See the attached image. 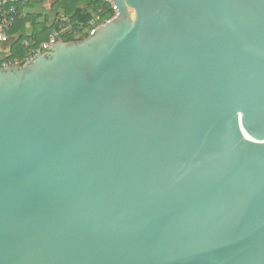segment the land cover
I'll list each match as a JSON object with an SVG mask.
<instances>
[{"label": "water", "instance_id": "95a60500", "mask_svg": "<svg viewBox=\"0 0 264 264\" xmlns=\"http://www.w3.org/2000/svg\"><path fill=\"white\" fill-rule=\"evenodd\" d=\"M111 4L0 67V264H264V0Z\"/></svg>", "mask_w": 264, "mask_h": 264}, {"label": "trees", "instance_id": "16d2710c", "mask_svg": "<svg viewBox=\"0 0 264 264\" xmlns=\"http://www.w3.org/2000/svg\"><path fill=\"white\" fill-rule=\"evenodd\" d=\"M43 4V1H29L25 3L24 7L17 5L18 17L8 31L7 36L10 37L17 34L19 36L11 43L8 57L5 59L0 58V67L10 61H17L18 65L23 64L26 51L22 46V41L25 39L34 42L32 46L34 49H40L42 43L48 42L50 33L53 30H57L60 25H69L73 30H76L77 34H84L83 32L85 31H78L80 25L86 28L95 16H98V24H100L115 15L111 5L105 3L103 0H56L50 6V10L55 15L53 16L51 24H49L47 18H43L42 22H39L41 16L28 11L40 7ZM59 16H62L65 21L61 22V19L58 20ZM27 25L30 28H27ZM85 36H88L87 32L84 34ZM80 40L83 39L76 37L74 33H64L62 35V41L64 42ZM1 54L2 52H0V56Z\"/></svg>", "mask_w": 264, "mask_h": 264}, {"label": "built area", "instance_id": "2783aa9c", "mask_svg": "<svg viewBox=\"0 0 264 264\" xmlns=\"http://www.w3.org/2000/svg\"><path fill=\"white\" fill-rule=\"evenodd\" d=\"M29 1L48 2L49 0H0V43H6L8 41L7 33L12 27L13 23L15 22V19L18 17L17 5H22V7H24L25 3ZM103 1L111 5L112 9L114 10L111 4V0H103ZM64 21L65 20L63 19L61 20V22ZM98 21H99L98 17L96 19H93L91 22L88 23L86 28L80 25L78 27V31H85L87 32L88 36L92 35L95 32L96 28L99 27V25L97 26ZM75 31L76 30H73V28L69 25L67 26L60 25L57 30H53L50 33L48 42L42 47H40V49H32L31 47L33 46L34 42H32L31 40L23 41L22 46L26 49V55H25L26 60L23 62V64L31 60L37 53L44 50L49 45L62 41V35L64 33L71 34L74 33ZM12 65H18V64H15L14 62L10 61L9 63L3 64L2 66H12Z\"/></svg>", "mask_w": 264, "mask_h": 264}, {"label": "crops", "instance_id": "0c3cea01", "mask_svg": "<svg viewBox=\"0 0 264 264\" xmlns=\"http://www.w3.org/2000/svg\"><path fill=\"white\" fill-rule=\"evenodd\" d=\"M54 3V2H53ZM53 3H48V2H45L42 6L40 7H36L32 10H28L30 11V13H35V14H38L41 16V18L39 19V22H42L43 18H47L48 20V23L51 24L52 20H53V16L55 15L51 10H50V6L53 4ZM63 19V18H62ZM61 19V20H62ZM55 20V19H54ZM64 20V19H63ZM27 28H30L29 25L26 26ZM19 36V34L17 35H13V36H10L8 37V41L6 43H0V52H2L0 58L1 59H5L6 57H8V54H9V50H10V45L12 42H14L17 37ZM26 40V39H25ZM23 40V41H25ZM22 41V42H23ZM47 42L45 43H42L40 47H42L43 45H45ZM32 49H34L33 47H31ZM25 49V48H24ZM26 51V49H25ZM25 55H24V61H25ZM23 61V62H24ZM15 64H18L17 61H13Z\"/></svg>", "mask_w": 264, "mask_h": 264}, {"label": "rangeland", "instance_id": "374dc122", "mask_svg": "<svg viewBox=\"0 0 264 264\" xmlns=\"http://www.w3.org/2000/svg\"><path fill=\"white\" fill-rule=\"evenodd\" d=\"M44 3H45V2H44ZM97 17H98V16H95L94 19H96ZM62 18H63L62 16H59V17H58V20H59V19H62ZM63 19H64V18H63ZM103 23H105V22H103ZM103 23H100V24L97 23V26H98V25L101 26ZM81 32H82V31H81ZM83 33L86 34V32H83ZM74 34H76V37H79V38H81V39H85V38L88 37V36H85V37H84V34H81V33H78V34H77L76 31L74 32ZM82 37H84V38H82Z\"/></svg>", "mask_w": 264, "mask_h": 264}]
</instances>
